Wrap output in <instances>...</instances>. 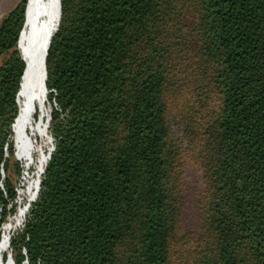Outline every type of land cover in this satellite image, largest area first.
Here are the masks:
<instances>
[{
    "label": "trees",
    "instance_id": "trees-1",
    "mask_svg": "<svg viewBox=\"0 0 264 264\" xmlns=\"http://www.w3.org/2000/svg\"><path fill=\"white\" fill-rule=\"evenodd\" d=\"M59 2L46 32L54 147L14 263L264 264V0H61L62 17ZM26 8L0 23V228L22 177ZM191 161L204 184L193 245Z\"/></svg>",
    "mask_w": 264,
    "mask_h": 264
},
{
    "label": "bare ground",
    "instance_id": "bare-ground-1",
    "mask_svg": "<svg viewBox=\"0 0 264 264\" xmlns=\"http://www.w3.org/2000/svg\"><path fill=\"white\" fill-rule=\"evenodd\" d=\"M57 4L58 0H28L26 22L19 43L23 58L25 57L28 60V70L22 92L23 107L21 113L15 120L17 154L22 159L29 158V144L23 141V131L28 128L32 134L37 132L41 136L46 135L47 131V123L45 119L48 117V112L46 113L44 108L47 95V89L45 95V62L46 53L48 51L46 48V32L49 20L51 19ZM58 10L60 17V2ZM38 106L41 107L42 117L39 122H35L34 115ZM47 157L48 155L44 154L39 162V179L43 166L47 163ZM39 179L36 181L35 188L32 191L33 193L31 194L28 204H31L32 201L36 199L39 188ZM26 210L27 208L20 211L18 219H22L25 216ZM9 230H11V224L4 229V233L0 239V264H13V258L10 256V253L7 261L3 260V256L8 253L9 249Z\"/></svg>",
    "mask_w": 264,
    "mask_h": 264
},
{
    "label": "rangeland",
    "instance_id": "rangeland-1",
    "mask_svg": "<svg viewBox=\"0 0 264 264\" xmlns=\"http://www.w3.org/2000/svg\"><path fill=\"white\" fill-rule=\"evenodd\" d=\"M20 1L21 0H0V23L3 17L8 12H10ZM44 108L45 112H48V114L50 115L51 108L47 104V101ZM186 112L187 111H185V114ZM40 115L42 117V110L41 107L38 106L34 115L35 122H39L41 120H38L40 118ZM47 118L45 120H47ZM23 141L29 144V158H20L17 154V150H15V159L17 160V162H19L22 169V177L19 183L16 185V202L18 205V209L17 213L10 216L9 221L0 228L1 235L4 233V229L8 226V224H11V230H9L10 232H8L9 235H13L23 227L27 212L22 219H18V215L20 214L21 210L26 209L29 206V204L26 205L28 202V189L31 190V193H33L32 191L35 188L36 181L39 179V162L43 155H48L54 147L51 136L48 133V129L46 131V135L41 136L37 132L32 134V132L27 128L23 131ZM183 193L186 199L183 234H186L185 241L191 238L190 245H193L198 240V236L201 232L200 228L202 224L204 184L200 168L192 161L187 163L186 165ZM185 251V248L182 249L180 247L178 256H180L182 253H185ZM9 253H11L10 248L8 249V253L4 255L6 256V258L3 256L5 260L8 259Z\"/></svg>",
    "mask_w": 264,
    "mask_h": 264
},
{
    "label": "water",
    "instance_id": "water-1",
    "mask_svg": "<svg viewBox=\"0 0 264 264\" xmlns=\"http://www.w3.org/2000/svg\"><path fill=\"white\" fill-rule=\"evenodd\" d=\"M26 12H27V9H26ZM60 12H61V17H62V4H61V1H60ZM54 37V36H53ZM53 39V38H52ZM52 41V40H51ZM18 46H19V44H18ZM50 46H51V42H50V44H49V48H50ZM48 53V52H47ZM47 53H46V57H47ZM23 60H24V58H23ZM45 69H46V64H45ZM23 78V77H22ZM46 78H47V72H46ZM17 97H18V95H17ZM17 103H18V100H17ZM47 115H48V118H47V120H46V123H47V125H46V127H47V129L49 128V122H50V115L47 113ZM53 151V150H52ZM52 151L48 154V157H47V163H48V161L50 160V158H51V153H52ZM47 163H46V165H47ZM45 169V168H44ZM44 169L41 171V174H40V179H39V188H38V191H37V196H36V199H37V197H38V194H39V191H40V189H41V176H42V174L44 173ZM3 174H4V172H3ZM36 199H34L33 201H32V203H34L35 201H36ZM31 203V204H32ZM31 204H29V206L31 205ZM28 206V207H29ZM28 209V208H27ZM10 239H11V236L9 237ZM9 244V246H10V242L8 243ZM10 256H12V254L10 253ZM13 264H15L14 263V261H13Z\"/></svg>",
    "mask_w": 264,
    "mask_h": 264
},
{
    "label": "built area",
    "instance_id": "built-area-1",
    "mask_svg": "<svg viewBox=\"0 0 264 264\" xmlns=\"http://www.w3.org/2000/svg\"><path fill=\"white\" fill-rule=\"evenodd\" d=\"M30 206H31V205H30ZM30 206H29V207H28V209L26 210L27 212H28V210H29ZM13 235H14V234H13ZM13 235H9V236H11V238H12V236H13ZM10 240H11V239H10Z\"/></svg>",
    "mask_w": 264,
    "mask_h": 264
}]
</instances>
